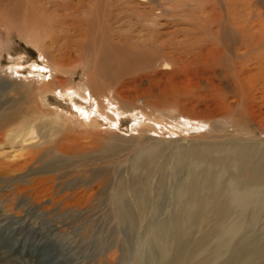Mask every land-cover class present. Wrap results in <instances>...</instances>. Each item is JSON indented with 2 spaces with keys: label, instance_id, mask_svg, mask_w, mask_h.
Instances as JSON below:
<instances>
[{
  "label": "rangeland",
  "instance_id": "rangeland-1",
  "mask_svg": "<svg viewBox=\"0 0 264 264\" xmlns=\"http://www.w3.org/2000/svg\"><path fill=\"white\" fill-rule=\"evenodd\" d=\"M153 1L156 5H166L170 10H176V5L182 9L178 28H188L192 21H199L198 24L207 27V30L212 26L213 34L218 36L215 38L212 34V37L217 40L219 49L224 48L231 68L233 63L240 61L247 69L250 80L245 91H238V94L234 82L220 76L223 67H215L216 77L212 71L204 69L199 78L193 80L200 82L199 88L189 89L184 84L177 89L184 94L179 96L182 100L190 93L195 95L192 111L186 113V118H181L178 116L180 106L169 108L163 101L156 102L144 90V85L135 97L139 108L131 110L126 107L125 117L118 124H114L113 120L109 122V118L104 126L95 131L77 121L64 120L62 132L51 143L39 132L33 136H14L18 132V117L5 120L0 124V264H27L30 262L28 258L37 264H42L45 259L51 262L52 259H47L51 247L45 238L49 234L54 241L61 238L78 244L87 233L82 227L88 223L84 220L70 225L60 223L76 210L67 202L85 187L100 184L103 180L106 182V175H110L115 184L127 187L132 201L136 200L135 197L163 201L166 203L165 210L175 208L177 203L191 205L198 214L189 216L195 222L190 234L196 241L201 264H264V251H261L264 243V171L260 175L262 180L253 188L252 203L245 205L247 207L236 206L234 211L239 215H235L234 220L238 217L244 222L236 226L231 236L223 234L231 232L228 226L232 219L224 217L222 211L228 203L230 179L235 180V189L241 191L247 186V172L240 171V167L237 173L231 168L221 170V163L218 164L221 159H229L232 153L238 152L251 155V166H264V0ZM140 3L143 5V2ZM195 17L198 19L195 20ZM252 39L256 41L255 46ZM249 43L253 45L252 50ZM256 45L259 51L254 50ZM23 48H28L34 58L37 55L32 45L26 47L18 36L8 33L6 26L0 25V112L5 107L1 106L2 103L6 101L16 103V99H25L27 95V99L37 96L35 90L31 91L35 86L32 81L11 70L15 62L10 61V55ZM260 51V55L254 54ZM237 58L246 59V65L243 59ZM205 77H212L219 90L208 88ZM243 93L248 96L245 100ZM192 104H187L190 110ZM24 105L23 108L29 111L47 113L48 118L55 117L57 110H62V106L56 105L53 99H50L48 107L32 102ZM8 111H11L10 108ZM19 112L24 114L22 110ZM58 114L64 116L63 112L58 111ZM186 121L198 123V126L181 131L179 124L181 126ZM48 149L51 150L47 156ZM41 151H46V155ZM214 175L215 178L218 176L217 183L210 186L208 180L212 177L213 180ZM193 178L196 180L194 183ZM131 187H135L138 194H133ZM96 188L93 187L94 198L99 193V188ZM134 206L137 209V204ZM200 208L202 213H199ZM177 212H168L167 217L178 216ZM220 217L225 222L221 225L222 229H217L215 219ZM10 225L16 229L11 236L10 231H6ZM40 225L45 226L43 234L36 229ZM14 241L17 246L8 253ZM81 255V252L75 254L80 259ZM84 260L89 264L98 263L94 258ZM104 262L102 257L99 264Z\"/></svg>",
  "mask_w": 264,
  "mask_h": 264
},
{
  "label": "bare ground",
  "instance_id": "bare-ground-1",
  "mask_svg": "<svg viewBox=\"0 0 264 264\" xmlns=\"http://www.w3.org/2000/svg\"><path fill=\"white\" fill-rule=\"evenodd\" d=\"M135 1L0 0V25L6 26L8 33L18 36L25 42L26 47L32 45L37 52L35 58L28 48L10 55V61L15 62L11 70L31 80L35 85L31 91L35 90L34 94L37 96L27 99V95L25 99H16V103H2L1 106L5 107L1 108L3 111L0 112V124L18 117V132L14 136H33L39 132L50 143L62 132L64 120L69 119L74 123L77 121L81 126L88 125L96 131V128L104 126L109 118V122L113 120L114 124H118L125 117L123 115L126 107L131 110L138 109L135 97L144 85V90L151 94L156 102L163 101L169 108L180 106L178 116L186 118V113L193 109L195 95L190 93L182 100L179 96L184 94L177 89L184 84L189 89L199 88L200 82L193 80L199 78L204 69L212 71L216 77L214 70L217 66L223 67L220 76L232 80L237 93L245 91L250 80L247 69L240 61L237 63L240 65L233 63L234 67L231 68L228 62L230 59H227L223 50L225 46L219 49L215 39L218 36L213 34L212 26L207 30V27L199 25L197 20L198 22L192 21L188 28H178L183 13L177 5L176 10H170L166 5H156L153 0H140L143 5H139L140 1ZM163 19L168 22H161ZM213 19L215 20V17ZM239 27L241 28V25ZM244 28L246 29V26ZM202 34L204 37H201ZM255 44L256 41L254 46ZM252 47L253 45L251 50ZM254 48L257 49V45ZM256 49L254 50L259 51ZM259 53L262 52L254 54ZM240 58L237 59H243ZM243 60L246 65V59ZM212 77H205L206 86L219 90ZM242 97L245 100L248 96L243 93ZM50 99H53L56 105L62 106V110H57V115L53 118H48L45 112L23 108L24 103L28 102L48 107ZM188 103L192 104L191 110L187 107ZM9 108L11 111H8ZM58 111L63 112L64 116L59 115ZM13 114L15 116H12ZM139 114L142 116L141 112ZM197 126L198 123L186 121L181 126L179 124L178 128L185 131ZM51 149H48L47 156L50 155ZM250 157V154L234 152L229 159L217 162L221 163V170L231 168L236 172L240 167V171L243 169V172H247V186L243 190L240 189L241 191L235 189V180L230 179L228 203L222 211L225 213L224 217L226 215L232 219L228 226L231 232L229 230L228 233H223L226 235L232 236L236 226L244 222L238 217L234 220V216L239 215L235 214L234 210L236 206L252 203L253 188L260 182L261 171H264L263 165L255 163L256 165L251 166ZM215 175L213 180V177L208 180L210 186L217 183L218 176L215 178ZM106 177V182L103 180L100 184L89 185L69 200L67 203L76 210L60 222L70 225L84 220L88 223L82 227L83 231H87L86 235L78 244L65 242L61 238L54 241L52 235H47L45 238L51 247L47 252V259L52 260L46 262V259H43L45 263L42 264H89L84 260L87 257L97 260L98 263L95 264H99L102 257L105 259L104 264H201L196 241L190 234L195 222L189 216L198 214L193 211L191 205L177 203L175 208L165 210L166 203L163 201L153 202L145 197L141 200L135 197L136 200L132 201L129 199L127 187L115 184L110 175ZM195 181L193 178L192 182ZM93 187L99 188L98 197L94 198ZM131 190L133 194H138L135 187H131ZM218 197L220 198L221 194ZM201 208L203 209V206ZM202 209L199 213H202ZM171 211L179 213L178 216L167 217ZM215 220L217 229H222L223 217ZM36 229L41 231V234L45 232L43 225L37 226ZM7 230L10 231V236L16 231L12 225L7 227ZM16 246L14 241L8 253ZM261 251H264V243ZM78 252L82 253L81 259L75 256ZM1 253L4 254V250ZM28 259L30 262L27 264H37L31 258Z\"/></svg>",
  "mask_w": 264,
  "mask_h": 264
}]
</instances>
